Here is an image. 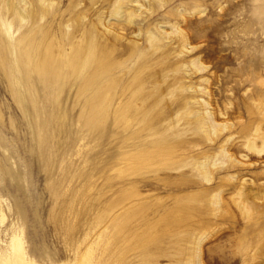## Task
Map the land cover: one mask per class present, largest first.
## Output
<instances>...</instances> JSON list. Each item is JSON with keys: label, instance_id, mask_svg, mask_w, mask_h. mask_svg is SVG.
<instances>
[{"label": "rangeland", "instance_id": "rangeland-1", "mask_svg": "<svg viewBox=\"0 0 264 264\" xmlns=\"http://www.w3.org/2000/svg\"><path fill=\"white\" fill-rule=\"evenodd\" d=\"M0 264H264V0H0Z\"/></svg>", "mask_w": 264, "mask_h": 264}, {"label": "bare ground", "instance_id": "bare-ground-1", "mask_svg": "<svg viewBox=\"0 0 264 264\" xmlns=\"http://www.w3.org/2000/svg\"><path fill=\"white\" fill-rule=\"evenodd\" d=\"M17 8H18V6H17ZM19 12L21 13V10H19ZM9 35H10V33H9ZM12 43L13 42L11 41L10 44H12ZM12 70H13V73L15 75V82H16V85H17V88H18L17 94H18V96L20 98L21 104L24 105L25 96H24V94L21 91V88L23 86V78L20 77L19 68H18V65H17V60H15V59H13V61H12ZM19 244H20V241L16 240L14 238L13 242H12V246H13V250L15 249V252H16L17 246ZM23 256H24V253H23Z\"/></svg>", "mask_w": 264, "mask_h": 264}]
</instances>
